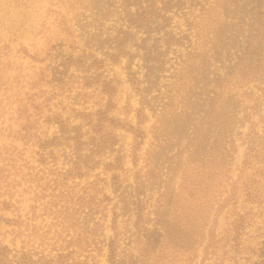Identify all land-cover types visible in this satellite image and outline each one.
<instances>
[{"label":"rangeland","instance_id":"374dc122","mask_svg":"<svg viewBox=\"0 0 264 264\" xmlns=\"http://www.w3.org/2000/svg\"><path fill=\"white\" fill-rule=\"evenodd\" d=\"M257 1L178 0L168 21L147 25L126 21L146 0H0V242L40 248L52 222L44 206L64 190L110 198L95 217L76 215L94 227L77 253L92 264H107L112 210L115 264H264V174L259 163L243 165L246 132L264 144ZM167 30L177 37L169 47ZM101 111L111 146L65 182L74 140L53 136L60 124L80 126L87 150ZM115 159L120 166L108 170ZM244 180L259 187V202L245 198ZM246 211L236 247L232 222ZM210 231L219 240L204 257Z\"/></svg>","mask_w":264,"mask_h":264},{"label":"trees","instance_id":"16d2710c","mask_svg":"<svg viewBox=\"0 0 264 264\" xmlns=\"http://www.w3.org/2000/svg\"><path fill=\"white\" fill-rule=\"evenodd\" d=\"M175 1L173 2V0H167L162 5V7L159 8L154 5L153 0H146L145 7L141 6L140 4L136 8V11L134 13L128 12L126 14V21H128V23L130 24H143L146 22L147 25L149 21H155L160 18H162L163 21H168L169 17L166 15V12H168L172 8V6L175 4ZM138 3H141V1H138ZM262 4L264 5V0L257 1L258 6H261ZM261 15L264 16V13L259 12L260 17L258 21L262 22ZM261 25H264V22H262ZM118 33L122 34V37L117 34L116 37H114V43L115 46L120 49L119 47H121L123 41L125 40L124 37L126 35V32L121 30ZM163 40L166 47H169L171 43L177 41V37H175V35L171 31L167 30L164 32ZM120 52V50L116 49V52L110 54V59H115ZM150 55L151 54L148 51L146 57L148 56L149 58ZM98 114V119L95 121V124H92L94 135L89 136L91 146L87 150L83 149V143L80 141V137L82 135L80 126L68 127L67 125L60 124L59 129L61 135L53 136V139L65 137V139L74 140V146H72L71 152L72 157H70L68 160L69 166L62 172V179H64L65 182H67L68 178L72 179L75 177H84L90 169L98 165L99 159H96L95 155L102 153V151L106 149L107 145L111 146L110 143L112 136H110L109 132L105 131V127L102 125L103 122L107 119V116L105 115L104 111L98 112ZM109 121L111 125H117L112 120ZM129 127L131 131H133V127ZM67 132H72L73 134L65 136V133ZM260 139L261 136L253 129H250L248 132H246V147L243 165L251 166L259 163L260 166H262L260 170L264 174V144L261 143ZM52 141L53 140L44 141L41 147L44 148L45 145H48V143ZM104 166H107V169L110 170L113 168L115 169L116 166L120 165H118V160L115 159L113 162H105ZM245 180L242 184H240L244 190L245 198L251 202L256 200H258L259 202V200L261 199V195L260 193L258 194V191H255L258 190L259 187H257L254 181ZM111 183L114 186V191H117L121 186V180H119V175L117 173H112ZM82 188L84 191L85 187ZM63 192L56 196V201H53L52 204H50V207L47 208L46 206H44V214L52 215V222H49L46 230H40V234H38L40 248L25 249L24 247H22L21 249H11L6 244L0 242V264H92V262H90V259H88L89 256L81 259L77 255L79 254V250L84 247L82 243H86L88 237L93 235L92 231L94 227H82V222L77 218L76 215L82 213L85 216L90 215L91 217L92 215H94L95 217V215L98 213L99 203L102 200L109 201L110 198L108 195L102 194L101 198L96 200L94 194L87 195L85 197V194L82 195V193L76 194V196L68 197L66 195L67 192ZM73 198L75 199L74 202H72ZM8 206H10V204ZM112 212L111 229L113 230L114 236L111 237L107 243V264H115V235H117L118 233L115 226L117 212L116 210H112ZM247 213V211L240 212L238 218L234 219L232 222V231L234 234L233 242L236 247H238V236L244 229ZM71 215L72 217H70ZM4 222L18 224L21 221L19 220V218L13 219L4 217ZM92 224L97 225V219L95 220L94 218ZM25 225H28L27 222L25 223ZM208 237L209 241L204 246V257L207 256L209 251H211L210 248H213L216 241L219 240V238H217L212 231L208 233Z\"/></svg>","mask_w":264,"mask_h":264}]
</instances>
